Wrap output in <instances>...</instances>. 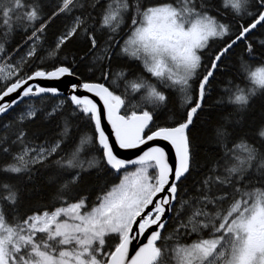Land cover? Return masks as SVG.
I'll return each instance as SVG.
<instances>
[{
  "label": "snow or ice",
  "instance_id": "snow-or-ice-1",
  "mask_svg": "<svg viewBox=\"0 0 264 264\" xmlns=\"http://www.w3.org/2000/svg\"><path fill=\"white\" fill-rule=\"evenodd\" d=\"M210 7L207 0H166L147 6L141 0H105L103 4L101 0H57L46 14L40 0H0V53L5 52L3 41L15 29L31 30L26 36L31 43L19 59L13 62L9 55H0V114L31 101L16 120L3 126L0 152L10 154V160L0 170L31 179L35 167L57 156L70 134L66 119L54 140L45 135L39 143L35 140L43 133L30 136L23 127L41 113L43 119L50 118L63 104L53 106L51 112L43 109L47 94L59 93L55 87L41 86L40 80L76 76L79 83L68 84L66 97L71 114H79L94 129L53 161L60 172L74 171L70 181L58 187L60 206L14 221L0 211V264H264V184L249 186L246 182L253 171L264 177V150L247 142L234 143L225 152L224 164L214 163L195 184L192 195L177 198L181 182L194 168L189 133L203 107L210 78L238 42L246 45L251 56L248 35L258 26L264 27V0H220V7L244 21L236 32L211 15ZM85 8H100L98 26L89 25V19H96L91 12L76 15L40 61L56 57L64 45L82 36L91 57L89 71H98L100 76L81 79L64 64L32 68L29 61L49 24ZM129 13L131 23L123 42L114 43ZM97 33L104 39L98 40ZM216 40L220 45L213 48L210 42ZM114 52L139 61L160 86L178 93L182 107L170 122L153 127L152 111L141 110V104L156 108L167 101L157 85L143 77L124 80L125 93L130 88L141 95L130 111L121 112L126 106L124 97L100 82L101 77H111L112 84L124 78L123 71L111 70ZM240 72L245 85L227 90L228 102L237 110L246 108L258 93L264 95V65L242 62ZM90 97L103 105L102 114ZM37 99L41 106L36 105ZM104 120L111 128V138L102 125ZM227 136L222 126L216 129L222 147ZM257 136L264 142V126ZM9 140L17 151L11 152ZM152 141L170 145L174 165L163 147L149 144ZM143 145L148 146L135 159H122L114 150V146L129 150ZM93 169L107 171L117 180L105 187L91 206L83 196L69 199V186L79 184L81 174ZM48 179L52 182L55 177ZM19 194L18 186L0 183V207L2 203L14 207ZM172 212L176 227L166 236L164 216ZM189 234L198 238L181 243L179 237ZM145 237L146 242L131 254L133 241Z\"/></svg>",
  "mask_w": 264,
  "mask_h": 264
},
{
  "label": "trees",
  "instance_id": "trees-1",
  "mask_svg": "<svg viewBox=\"0 0 264 264\" xmlns=\"http://www.w3.org/2000/svg\"><path fill=\"white\" fill-rule=\"evenodd\" d=\"M25 2L30 3L32 0H25ZM104 2L105 0H101V4ZM141 2L147 6L166 2V0H141ZM197 2L199 3V0ZM207 2L211 5L208 9L211 15L215 16L219 21L229 24L231 32H236L240 23L244 22L235 17L229 9L220 7V0H207ZM40 3L44 13L50 14L57 0H40ZM89 12L96 18L95 21L89 19V25L95 23L98 26L100 8H96L95 10L89 8L83 10L77 9L73 13L67 16L62 15L50 23L46 31L41 34V40L37 45L35 57L29 61L31 67L50 68L54 63L64 64L71 67L81 79H95V77L100 76L98 71H89V68L92 67L91 57L87 53V41L82 36H77L70 43L64 45L56 57L47 58L43 62L40 61L41 56H46V50L54 47L57 36L66 26L72 23L73 18L76 15H85ZM130 23L131 13L126 16L124 23L121 25L116 41L122 40L128 31ZM30 34L31 30L26 32L23 28L15 29L10 33L7 40L3 41L5 52L0 53V55H9V58L15 62V60L19 59L27 51V45L31 41H26V36ZM2 36L3 32L0 31V37ZM97 39L102 40L104 36L97 33ZM248 42L252 45L253 54L249 56L246 51V45L243 42L237 44L224 56L207 85L203 107L198 110V114L194 117V123L189 133L193 144L194 168L187 175V178L181 182L178 199L185 194L192 195L195 184L203 175L207 174L209 168L214 163L223 164L225 152L232 149L234 143L247 142L264 150V142L257 136L258 129L264 126V95L258 93L250 99L247 107L241 110H237L234 105L228 102L227 90L229 88L234 89L236 85H240L241 87L245 85V81L240 72L241 63H249L253 67L264 65V43H262L264 42V27L258 26L257 29L251 32L248 35ZM210 43L213 48L220 45L219 40L211 41ZM206 61L207 56H205ZM111 70L123 71L124 78L118 79L116 84H112L111 77L108 80L101 77L100 82L104 83L116 94L124 97L126 106L122 107V113L130 111V105L139 103L141 95L140 93L132 92L130 88L125 93L124 80L131 81L139 77H143L149 82L156 84L158 90L162 91L167 97L166 103L156 108H151V106L145 104H141L140 106L141 110L148 108L152 111L153 127L158 124L162 125L170 122V118L181 110L182 105L178 93L172 89H166L160 86L159 82L150 78L137 62L120 59L113 53ZM28 102L31 101H26V103ZM60 102H63V104L50 118L43 119L41 113L33 121H28L23 124V127L30 136L33 133H43L35 140V143H39L40 140L45 138V135L49 140H54L64 126V120H68L70 134L64 140L58 155L50 157L43 166L37 165L31 179L27 175H14L0 170V183L13 184L20 188L19 199L14 207L7 203H2V207H0V211H3L9 221L18 220L33 212L50 210L53 206H60L59 200L56 198L58 187L60 184L65 183L66 180L70 181V177L74 174V171L68 170L66 172H60L53 161L69 152L82 134H91L94 131V129L90 128L89 122L80 118L79 114L77 116L71 114V104L63 97H46L42 102V107L45 111L51 112L53 106L59 105ZM26 103L21 104L7 116L0 119V137L5 135L3 126L16 120L21 112L24 111ZM35 103L37 106H41L40 100L37 99ZM221 126L228 133L223 147L216 139V129ZM8 146L11 152L18 150L17 146L11 144V140H9ZM9 160L10 154L0 152V168L9 162ZM50 176L55 177L52 182L48 179ZM116 180L117 177L109 175L107 171L93 169L87 173H82L80 183L70 185L66 195L69 199H78L83 196L86 198L88 205L91 206L101 191ZM246 182L249 186H261V184H264V177H261L253 171ZM174 215L175 213L172 212L163 230L166 236L176 227V222L173 219ZM197 238L195 235L189 234V236H180L179 240L181 243H191ZM161 243L163 242L161 241Z\"/></svg>",
  "mask_w": 264,
  "mask_h": 264
},
{
  "label": "water",
  "instance_id": "water-1",
  "mask_svg": "<svg viewBox=\"0 0 264 264\" xmlns=\"http://www.w3.org/2000/svg\"><path fill=\"white\" fill-rule=\"evenodd\" d=\"M258 28V27H257ZM256 28V29H257ZM254 31V30H253ZM252 31V32H253ZM240 42H238L237 44H239ZM236 44V45H237ZM235 45V46H236ZM234 46V47H235ZM233 47V48H234ZM232 48V49H233ZM231 49V50H232ZM230 50V51H231ZM211 79V78H210ZM38 83L41 85V86H46V87H55L58 89V95L57 96H52L51 94H47L46 97H54V98H57V97H63L66 99V97L69 95V91H68V84L69 83H79V81L77 80L76 76H72V77H64V78H61V80H58V81H45V80H40L38 81ZM77 94H85V95H90V94H86V93H77ZM90 98H93L95 102L98 103V108L102 114L103 112V105L100 104L98 102V98H94V97H90ZM8 99V98H6ZM70 103V101H69ZM21 104H19L18 106H14L12 109H10L6 114H0V119L1 118H4L5 116H7L11 111H13L15 108L19 107ZM102 125L104 127V130L106 132L107 135H109V137L111 138V128L110 126L107 124V121L104 120L102 121ZM113 145H114V140L112 141ZM149 144H158L160 145L161 147H163L165 149V151L169 154V159H170V162L174 165V153L172 152L171 150V147L170 145H168L166 142L164 141H152V142H149ZM148 145H143L141 146V148H138V149H129V150H121L119 149L118 147H115L114 146V150L116 152V154L122 158V159H126V160H129V159H135L136 156L141 152V150L143 148H146ZM131 167V166H129ZM172 213H166L165 216H164V220L165 222L167 223V221L170 219ZM151 231V229L149 230V232ZM142 242H146V237L145 238H142L141 240L139 241H133V243L130 245V253L131 254H134L135 253V250L136 248L138 247V245Z\"/></svg>",
  "mask_w": 264,
  "mask_h": 264
},
{
  "label": "rangeland",
  "instance_id": "rangeland-1",
  "mask_svg": "<svg viewBox=\"0 0 264 264\" xmlns=\"http://www.w3.org/2000/svg\"><path fill=\"white\" fill-rule=\"evenodd\" d=\"M230 10V9H229ZM230 12H231V10H230ZM130 26V25H129ZM117 42H119V43H122L123 42V40H120V41H114V43H117ZM115 53V52H114ZM116 54V53H115ZM117 55V54H116ZM120 59H126V60H128V61H132V62H137L140 66H141V64H140V62L139 61H137V60H135V59H132V58H130V57H128V56H126V55H117ZM142 67V66H141ZM142 69H143V67H142ZM144 70V69H143ZM145 72V71H144ZM145 73H147V72H145ZM148 74V73H147ZM149 75V74H148ZM149 77L150 78H152L150 75H149ZM152 79H154V78H152ZM158 82V81H157ZM166 89H168V88H166ZM169 89H171V88H169ZM25 108H26V106L24 107V110H25ZM223 164H224V162H223ZM222 164V165H223ZM191 235H195V234H191ZM203 235V234H202ZM189 236V235H188ZM196 236V235H195ZM197 237V236H196Z\"/></svg>",
  "mask_w": 264,
  "mask_h": 264
}]
</instances>
